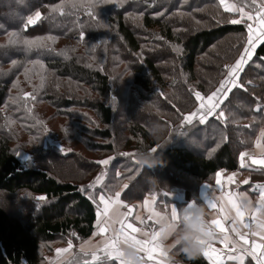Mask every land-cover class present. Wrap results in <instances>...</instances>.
<instances>
[{
    "label": "trees",
    "instance_id": "trees-1",
    "mask_svg": "<svg viewBox=\"0 0 264 264\" xmlns=\"http://www.w3.org/2000/svg\"><path fill=\"white\" fill-rule=\"evenodd\" d=\"M59 3L0 2V193L8 204L16 201L24 209L21 219L8 204H0V264H40L41 243L71 233L80 240L88 238L97 212L88 191H80L81 180L96 165L81 152L55 155L56 161L75 164L69 173L61 167L64 175L59 176L42 163L24 164L4 138L3 129H12L3 111L10 80L22 73L26 63L41 65L38 76L48 82L53 107L97 112L105 127L92 132L109 141L96 144L95 149L136 151L127 173L133 177L120 196L127 204L152 195L161 209L172 202L182 206L197 200L201 183L219 169H239L240 152L253 145L264 125V46L257 48L240 75L239 82L247 90L235 88L203 124L200 116L193 117L192 123L185 119L200 102L195 92L206 97L215 91L226 73L225 65H231L242 48L246 27L227 23L231 13L214 0L97 5L94 11L107 27H98L84 8H72L70 2L64 7L68 14H50ZM37 10L45 19L25 30L27 17ZM9 14L12 18L7 21ZM82 31L84 40L79 39ZM14 32L17 38L55 39L47 41L49 48L27 51L8 45ZM89 91L95 94L90 96ZM257 103L259 112L254 111ZM221 111L225 117L218 119ZM167 165L173 172L167 171ZM251 173L255 179L264 177L263 169ZM172 187L183 190L180 199L167 193ZM21 192L28 196L20 198ZM91 253L76 251L63 264H119L107 261L102 250L96 251L100 260L93 262ZM178 257L188 264H208L202 255L192 260L182 253Z\"/></svg>",
    "mask_w": 264,
    "mask_h": 264
},
{
    "label": "snow or ice",
    "instance_id": "snow-or-ice-1",
    "mask_svg": "<svg viewBox=\"0 0 264 264\" xmlns=\"http://www.w3.org/2000/svg\"><path fill=\"white\" fill-rule=\"evenodd\" d=\"M25 0H20V3H24ZM65 2H70L72 8L82 7L85 9L87 15L96 21L98 27H107L106 24H102L97 15V12L94 11L97 5L104 4H116L119 3L123 5L127 0H61V3L51 8V13H59L64 15ZM156 0H152V3L155 4ZM145 3H148V0H145ZM219 4L222 6L224 12L226 13H235L238 14V18L230 19L227 23L233 25H244L246 27V36L242 42V50L239 52L238 58L231 65H225L226 75L224 79L220 82L219 87L212 92L211 95L207 96V103L204 102V97H202L199 91L195 92V98L201 102L200 108L197 110L202 114L199 117V122L201 124L205 123L209 117H213L216 114L217 109L220 108L221 104L226 100L230 93L235 88H241L247 90L240 81V75L244 71L245 66L253 61V58L256 56V50L260 46H264V0H240L238 3H230L229 0H219ZM242 5V6H241ZM248 9V10H246ZM141 16L143 13L140 14ZM162 15V13H160ZM45 19L41 11H35L34 16L29 15L27 17L26 24L24 29L27 30L29 26H35L38 22ZM17 33H12L8 41L9 46H22L27 51H32L33 49H45L49 48L47 41L54 40L52 36L47 37H37L34 39L27 38H17ZM79 39H86V33L83 31L80 34ZM95 48V45H93ZM51 50V49H50ZM264 59V58H261ZM15 65L17 62L12 61ZM251 82L249 81V84ZM25 99H35L32 93H24ZM254 111H261V105L257 103ZM196 116V113H192L191 116L185 117L188 123H192V118ZM225 113L221 111L219 113L218 119L224 118ZM262 138H264V133H262ZM225 139H227L225 137ZM256 146L258 148L262 147L261 140L256 141ZM155 151V149L153 150ZM110 159H102L95 161L99 165H108ZM239 166L241 169L244 168H259L264 169V151L261 152V157L257 158L252 156L247 152H240L239 154ZM222 173H216V185L221 186V177ZM235 173L227 177V180L231 184H235ZM102 177L98 175L96 177L95 183L99 184ZM249 180H244L243 184L248 185ZM90 184L88 187H92ZM210 185H205V190L209 189ZM127 188V185H125ZM255 188L260 189L259 196L260 199L255 205L254 211L250 212L253 205L251 200L243 193H232L229 192L227 195V207L229 211H234V216H229L225 212V206L216 202V198L213 197L208 191L202 193L203 203H205L209 209L215 210L219 218L211 219L209 223L215 229V238L213 242L209 243L203 250L202 256L206 258L208 264H225L224 253L228 252L227 260L235 261L237 264H245L247 259H251L255 264H264V184H256ZM80 191H85L84 186H81ZM121 193H115V199H106L104 194L99 196V202L103 204L102 209L97 211V227L98 233H93V235H102L104 236V247L102 251L105 252V258L109 262L118 261L119 264H124V261L121 259L119 245L122 240H132L135 242L141 253L143 259L149 261L153 260L154 256L159 253L160 256L164 257L167 255L161 246L158 244L159 231H154L150 240H142L137 238L135 233L139 232L140 229L133 227L131 223H125L128 216L132 213V208H128L127 213H119V230L114 231L111 235H108V231L111 228L113 223L117 221L113 220L109 215L110 209L115 206L121 205L120 200ZM37 199L44 200V196H40ZM91 199V197H90ZM148 202L145 201V204ZM179 211L176 207L171 209V217L174 219L179 218ZM159 212L152 211V215L149 217V220H153L155 224L159 225V220L163 217ZM155 218V219H153ZM136 220H140V217L137 216ZM230 221V231L234 233L238 238L233 240L229 234V228L225 226V222ZM141 223H145L141 221ZM253 224L255 225V230L252 231ZM249 229V232H241L239 227ZM130 230V231H129ZM75 235V234H73ZM147 235V232L144 233ZM249 235L258 237L260 242L257 240H249ZM218 242L223 247L218 249L214 246V243ZM72 241L68 242V247L63 249H57V254L69 252L72 249ZM82 251L84 248L82 246ZM92 261L96 262L100 260V257L96 252L91 253ZM84 264H88V261H85Z\"/></svg>",
    "mask_w": 264,
    "mask_h": 264
},
{
    "label": "rangeland",
    "instance_id": "rangeland-1",
    "mask_svg": "<svg viewBox=\"0 0 264 264\" xmlns=\"http://www.w3.org/2000/svg\"><path fill=\"white\" fill-rule=\"evenodd\" d=\"M199 1L202 0H198V2ZM214 1L220 5L219 0ZM229 2L240 4V0H229ZM64 12L68 14L69 10L64 9ZM231 15L227 18V21L238 18V14L231 13ZM11 18V14L5 17L7 21H10ZM245 36L246 31L241 38L244 40ZM60 41L61 44L65 43L64 39H60ZM173 49L176 51L177 55L181 54L178 47H174ZM237 58L238 57H236L235 60ZM23 65L24 63L20 68H22ZM40 70L41 65L38 67L37 63H26L22 73L14 80H10L7 93L8 97L6 98L3 111L6 113V119L10 122L12 129H3L4 132H1L4 133V138L6 137L10 140L11 151L21 159L24 164L42 163L56 172L59 176L64 175V173L60 171L61 167L64 168L66 173H69L71 172L70 168L74 167L75 164H71L67 161H56L54 160L55 155H67L73 152H81L89 162L96 165L94 171H91V173L81 180L80 186H84L85 191H88L87 194L96 204L98 211V209L103 208V204L99 202V196L101 194H104L106 199H113L115 198V193L119 190L123 191L125 185H128L129 181L132 179L133 174L127 173L132 170V167H129V165L131 163V158L137 156L136 151L126 149L110 152L107 150L95 149L96 144L107 143L109 141V139L100 138L92 132L96 127H105V125L100 124L97 112L88 108L74 106L63 109L53 107L51 105L50 95L47 94L48 82L40 79L38 76ZM225 75L221 80L224 79ZM3 81L6 82L7 80ZM24 93H32L35 99H25ZM78 94L82 96L81 93ZM89 94L93 96L95 93L89 91ZM204 102L207 103L205 97ZM200 104L199 102L198 106L193 111L196 113L195 117L202 114L197 111L200 108ZM188 116H191V114ZM117 124L118 123H116V125ZM119 126L118 124L117 128ZM119 134H121L120 131ZM126 157H129L130 160ZM107 158H112L108 165H99L95 163V161ZM167 171L173 172L170 165H167ZM98 175H100L102 179L99 184H96L95 180ZM90 184L93 186L88 187ZM167 193L171 196H179V198L183 196L179 188L173 189L172 187ZM3 195L5 194L0 193V204H8L6 199L2 197ZM23 196H28V194L21 192L19 197L23 199ZM34 197L37 199L40 195H35ZM153 197L155 198V195ZM8 209L11 213H16L20 216L19 218L21 219L22 215L24 216L23 206H20L16 201L9 203ZM73 234L74 233L59 236L53 241L41 243L39 246V254L42 255L43 259L40 264H63L76 251L83 253L88 252L77 249V245L87 238L80 240ZM70 240L73 245L72 249L69 252L60 253L58 255L56 250L67 248Z\"/></svg>",
    "mask_w": 264,
    "mask_h": 264
},
{
    "label": "crops",
    "instance_id": "crops-1",
    "mask_svg": "<svg viewBox=\"0 0 264 264\" xmlns=\"http://www.w3.org/2000/svg\"><path fill=\"white\" fill-rule=\"evenodd\" d=\"M219 85H218V87H219ZM211 94H209V95H211ZM205 100H207V96L205 97ZM192 113H194V112H191L189 114H192ZM189 114H187L186 116L188 117ZM262 133H264V125L257 132L253 145L250 148L243 150L242 152H247L252 156H256L257 158H260L261 152L264 151V138H262ZM258 139L261 140L262 147H260V148H258L256 146V141ZM238 164H239V157H238ZM254 170H259V168L254 169V168L249 167V168L241 169L239 166V169L233 170V171H228L224 168L219 169L218 171L222 173V175L220 177L221 186L218 187L215 183L216 178H217L216 177V173L218 172L217 171L213 175V177H211L210 180H207V181L201 183V185L199 186L198 192H197L198 199L195 201L198 203H203L202 193L204 191H208L213 197L216 198V202L218 203V205L223 204L225 206V212H227V214L229 216H234L235 215L234 211L228 210L227 195L229 192L243 193L252 202L253 207H252V209H250V212L254 211L255 205L260 199V196H259L260 189L255 188V185L256 184H264V177L260 178V179L253 178L251 171H254ZM233 173L236 174L234 177L235 184H231L227 180V177L232 175ZM246 179L250 181V183L248 185L243 184V181ZM205 185H210L211 187L209 189L205 190ZM176 188L177 187H173V189H176ZM179 191L182 192V194H183L182 189L179 188ZM118 192L121 193L122 190H119ZM172 197L173 198H179V196H172ZM113 199H115V198H113ZM120 200H121V198H120ZM145 201H147L148 203L145 204ZM191 201H189V202H191ZM121 202H122L121 205L115 206L114 208L110 209L109 215L112 217L113 220H115L117 222L113 223L111 225V228L108 231V235H111L114 231L119 230V215H116L115 211L118 209L119 213H127L128 208L131 207L132 213L128 216L125 223H131L133 225V227L140 229V231L135 233L134 235H136L137 238L142 239V240H150L152 233L154 231H159V225L155 224L153 222V220H149V217L152 215L153 210L161 213L164 216H171V209L173 207H176L180 213L182 208L185 207L189 203L188 202L182 206H179L176 203L172 202L169 204V207H166V209H161L160 207L155 206V200H154L153 196H147L144 199H142L141 201L136 202L135 204H127V203L123 202L122 200H121ZM206 209L209 213V216H208L209 221L211 219L219 218V215L215 210L209 209L207 205H206ZM137 216L140 217V220H136ZM261 218H264V217H261ZM153 219H155V218H153ZM141 221H144L145 223H141ZM225 226L229 228V234L231 235V238L233 240L238 239L235 236V234L231 233V231H230V227H231L230 221L225 222ZM239 230L241 232H249L250 231L249 229L243 228L242 226L239 227ZM254 230H255V225L253 224L252 231H254ZM98 231L99 230L97 227V212H96V219H95L94 229H93L92 233L90 234V236L87 239L83 240L82 242H80L77 245V249L81 250V248L83 246L84 251H88V252H95V251L102 250L104 247V236L99 235V234L93 235V233H98ZM145 232H147V235H144ZM248 239L249 240H257V242H260L258 237H254L251 235H249ZM214 246L218 249L223 247L218 242H215ZM228 254H229L228 252L224 253L225 264H237V262H235V261H228L227 260ZM141 255L143 256L144 254L141 253ZM175 260H176L177 264H188V263L181 261L180 258L178 257V255H175ZM205 260H206V258H205ZM144 261H145V264H167V261L165 260V258L160 256L159 253H157L154 256L153 260L149 261L147 259H144ZM245 264H255V262L249 258L245 261Z\"/></svg>",
    "mask_w": 264,
    "mask_h": 264
},
{
    "label": "clouds",
    "instance_id": "clouds-1",
    "mask_svg": "<svg viewBox=\"0 0 264 264\" xmlns=\"http://www.w3.org/2000/svg\"><path fill=\"white\" fill-rule=\"evenodd\" d=\"M119 215V210L115 211ZM205 203L195 200L182 208L179 218L163 216L159 220L158 244L167 253V264H177L175 255L183 254L192 260L200 256L204 248L215 238V229L209 223ZM124 264H145L141 252L132 240H122L119 245Z\"/></svg>",
    "mask_w": 264,
    "mask_h": 264
}]
</instances>
